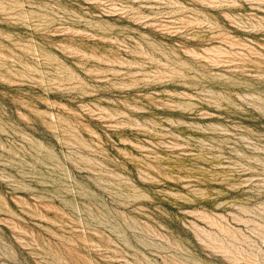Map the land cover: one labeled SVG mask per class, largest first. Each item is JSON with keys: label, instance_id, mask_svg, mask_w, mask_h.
Instances as JSON below:
<instances>
[{"label": "rangeland", "instance_id": "1", "mask_svg": "<svg viewBox=\"0 0 264 264\" xmlns=\"http://www.w3.org/2000/svg\"><path fill=\"white\" fill-rule=\"evenodd\" d=\"M0 264H264V0H0Z\"/></svg>", "mask_w": 264, "mask_h": 264}]
</instances>
